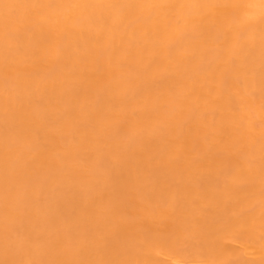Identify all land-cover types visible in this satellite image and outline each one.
<instances>
[{
  "label": "bare ground",
  "instance_id": "bare-ground-1",
  "mask_svg": "<svg viewBox=\"0 0 264 264\" xmlns=\"http://www.w3.org/2000/svg\"><path fill=\"white\" fill-rule=\"evenodd\" d=\"M0 264H264V0H0Z\"/></svg>",
  "mask_w": 264,
  "mask_h": 264
}]
</instances>
